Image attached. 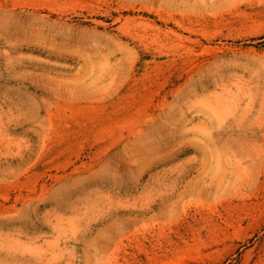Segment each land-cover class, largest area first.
<instances>
[{"label": "rangeland", "instance_id": "obj_1", "mask_svg": "<svg viewBox=\"0 0 264 264\" xmlns=\"http://www.w3.org/2000/svg\"><path fill=\"white\" fill-rule=\"evenodd\" d=\"M0 264H264V0H0Z\"/></svg>", "mask_w": 264, "mask_h": 264}]
</instances>
